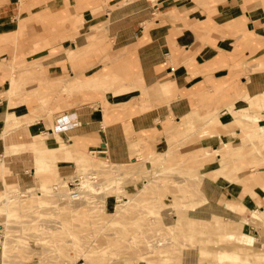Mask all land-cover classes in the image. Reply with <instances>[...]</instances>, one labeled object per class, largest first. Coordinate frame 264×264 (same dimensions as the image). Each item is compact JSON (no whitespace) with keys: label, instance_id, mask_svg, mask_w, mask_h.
I'll use <instances>...</instances> for the list:
<instances>
[{"label":"crops","instance_id":"crops-1","mask_svg":"<svg viewBox=\"0 0 264 264\" xmlns=\"http://www.w3.org/2000/svg\"><path fill=\"white\" fill-rule=\"evenodd\" d=\"M65 1L61 10L50 0L49 10L34 13L56 21L77 14L94 22L92 31L109 16L118 51L90 59L85 42L43 60L42 73L78 86L52 124L31 97L26 103L9 94L16 81L0 55V181L38 187L45 159L55 176L74 177L71 184L76 150L122 166L137 163L141 146L156 158L170 142H193L188 151L198 152L202 177L194 220L224 222L222 234L240 244L263 243L255 220L264 223V0H110L117 8L99 15L92 12L99 0H78L73 13ZM18 14L9 3L0 8V43L17 36ZM63 116L69 126L57 131ZM113 206L107 198L106 209ZM120 209L123 215L127 207L118 203L112 214L122 216Z\"/></svg>","mask_w":264,"mask_h":264},{"label":"rangeland","instance_id":"rangeland-1","mask_svg":"<svg viewBox=\"0 0 264 264\" xmlns=\"http://www.w3.org/2000/svg\"><path fill=\"white\" fill-rule=\"evenodd\" d=\"M56 1L60 10L68 2ZM77 1H69L70 12ZM109 1L99 0L93 14L117 8ZM49 2L0 0V8L9 3L19 11L17 36L0 43V55L5 54L3 62H8L16 81L9 94L20 102L27 98L26 103L31 97L36 112L52 124L57 113L67 109L60 108L61 102L78 91V86L42 73L46 69L43 60L65 57L67 49H78L85 42L84 56L90 59L118 50L112 18L103 17L92 31L94 22H81L77 14L56 21L40 11L34 13L41 8L49 10L45 9ZM92 32L98 36L90 38ZM65 34L72 36L65 39ZM108 63L104 57L100 66L106 68ZM193 133L186 131V135ZM195 146L193 142H170L169 151L156 158L145 155L141 146L137 163L122 166L87 148L76 150L80 159L75 176L80 178L82 191L79 200L68 196L74 177L55 176L52 164L45 159L40 160L38 187L0 181V264H264V242L243 245L222 234L227 228L224 222L194 220V209L201 203L202 179L201 162L194 156L198 152L188 151ZM259 164L253 173L263 163ZM10 198L12 202L7 204ZM107 198L114 202L109 210ZM118 203L127 207L123 215L122 209L117 212L122 216L112 214ZM255 222L263 235L264 223Z\"/></svg>","mask_w":264,"mask_h":264},{"label":"built area","instance_id":"built-area-1","mask_svg":"<svg viewBox=\"0 0 264 264\" xmlns=\"http://www.w3.org/2000/svg\"><path fill=\"white\" fill-rule=\"evenodd\" d=\"M68 126H69V120L63 116L58 119V126L56 127V130L61 131L67 128ZM70 185H72L73 188L69 190L68 193L69 198L72 200H79L82 195L81 194L82 191H80L81 188L80 178L75 179Z\"/></svg>","mask_w":264,"mask_h":264},{"label":"bare ground","instance_id":"bare-ground-1","mask_svg":"<svg viewBox=\"0 0 264 264\" xmlns=\"http://www.w3.org/2000/svg\"><path fill=\"white\" fill-rule=\"evenodd\" d=\"M82 179V178H81ZM85 197V196H84ZM80 198H82V195H81V197ZM8 202V201H7ZM105 211V210H104ZM128 242V241H127ZM86 257V256H85Z\"/></svg>","mask_w":264,"mask_h":264}]
</instances>
